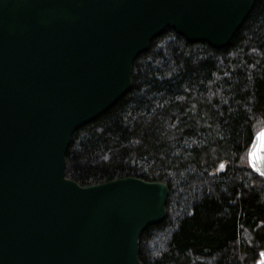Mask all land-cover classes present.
Masks as SVG:
<instances>
[{"label":"water","instance_id":"obj_1","mask_svg":"<svg viewBox=\"0 0 264 264\" xmlns=\"http://www.w3.org/2000/svg\"><path fill=\"white\" fill-rule=\"evenodd\" d=\"M254 1L0 0V264H142L167 185H78L64 175L71 135L130 89L133 60L166 28L221 49ZM246 161L264 178V127Z\"/></svg>","mask_w":264,"mask_h":264},{"label":"trees","instance_id":"obj_2","mask_svg":"<svg viewBox=\"0 0 264 264\" xmlns=\"http://www.w3.org/2000/svg\"><path fill=\"white\" fill-rule=\"evenodd\" d=\"M130 80L71 135L65 177L80 186L124 177L167 185L164 218L137 240L142 264H256L264 178L246 151L264 126V0L221 49L166 28L133 60Z\"/></svg>","mask_w":264,"mask_h":264},{"label":"snow or ice","instance_id":"obj_3","mask_svg":"<svg viewBox=\"0 0 264 264\" xmlns=\"http://www.w3.org/2000/svg\"><path fill=\"white\" fill-rule=\"evenodd\" d=\"M226 167L224 164H220V169L223 170Z\"/></svg>","mask_w":264,"mask_h":264}]
</instances>
